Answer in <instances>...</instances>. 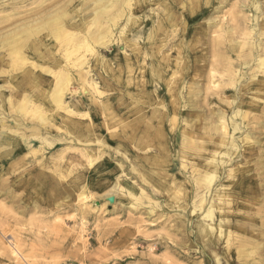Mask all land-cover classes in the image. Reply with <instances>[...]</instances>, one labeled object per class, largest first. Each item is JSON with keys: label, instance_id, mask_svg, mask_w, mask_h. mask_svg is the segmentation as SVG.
Returning <instances> with one entry per match:
<instances>
[{"label": "rangeland", "instance_id": "1", "mask_svg": "<svg viewBox=\"0 0 264 264\" xmlns=\"http://www.w3.org/2000/svg\"><path fill=\"white\" fill-rule=\"evenodd\" d=\"M248 1L222 0L220 12L213 14L214 17L217 15L216 21L221 20V17L229 18L228 16L231 14L229 21L234 19V22L230 21L229 23L235 31L237 40L239 38V46L242 45L244 34L248 31V26L251 23V21L244 20L242 18L244 15L240 13L243 3L247 4ZM40 2L42 3V0H29L27 7L29 6V9L34 8ZM218 2V0H176L171 5L169 3L168 6L170 7L166 10L163 4L151 6L150 2L147 1L144 14L141 16L142 21H140L141 27L145 31L143 35L144 48L141 50L142 58L139 57L137 60L136 52L131 51L134 69L130 73L128 70H124L122 79L116 75L117 73L106 74L109 85L104 87V96L100 98L101 101L105 102V109L102 113H97L94 109H90L89 112L92 117L93 113H96L93 118H96V124L102 128L105 120L106 128L102 129L101 134L108 138L110 147L121 144L124 150L134 156L136 167L159 168L161 173H165L163 172L164 165L168 164L173 168L171 174H177L179 169H185L181 163L184 160L181 157H185V154L188 157H193L194 159H192L196 162L202 160L200 157L204 154V149L188 150L182 145L183 134H181V130L186 123H189V121L183 120L187 117L182 113L184 112V103L181 98L183 86L190 88L188 96L192 107L188 110L192 115L198 114L199 119L192 126L194 143L204 145V137H207L209 142L217 141V138L220 137V132L217 131V124L215 123V115L217 110L222 108L216 104V100L213 102V106L208 104L207 94L211 91L206 89V85H208L207 72L204 68L206 17L211 14L213 6ZM258 2H260V6L264 5V0H258ZM6 11L8 9L1 12L0 15H5ZM229 11H231L230 14ZM166 12L170 13L172 17L171 27H167L164 21L158 23V20ZM257 15H259V19L263 17L261 11H258ZM104 21L101 29L94 27V25L91 26L92 28L90 27V30L96 35L92 37L93 42L91 40L89 43L93 48L99 47V42L104 43L105 47H100L107 52L101 54L110 59L116 53L113 48L115 40H113L112 34L104 31V27L111 28L107 25L108 21ZM222 23L224 25V22ZM128 27L131 29L134 26L128 23ZM115 28L117 27H112L114 30ZM243 28L247 30L242 34ZM86 29L88 30V28ZM258 29L259 27L256 26L255 30L252 31L253 37L256 43L260 41L264 44V36L261 37L262 39L258 37ZM70 31L76 33L78 30L71 29ZM77 33L78 36L82 34L79 31ZM150 35L154 37L153 41L147 40ZM78 39H74L73 43L71 39L67 40L68 43L62 40L60 47L66 51L60 48L61 51L57 46L60 51L59 54L69 65H66L68 68H72L71 66L78 61L79 56L89 57V52L80 48V39ZM30 41L31 39L28 42ZM72 46L78 47L73 49ZM21 52L23 54V50L17 51L22 57ZM251 52L254 56H262L264 49L253 47ZM154 54H157L158 58L169 56L172 60L171 67L176 70L175 76L179 77L182 74V81L186 83H183L179 88L176 97H172L168 93V87L160 82L157 75L148 71L151 64L146 65L145 61H151ZM254 56H252L251 64ZM17 59H13L14 65L11 64L9 68L3 65L5 70L4 72L1 71L0 74V77L6 76L5 78L11 79L10 82L14 84L15 77L13 76L25 74L32 70L26 61ZM23 62L25 65L22 64ZM248 67L250 66L244 69L248 70ZM56 70L58 71V68ZM250 71L251 69L248 72ZM141 73H144V80H151L146 94L140 93ZM24 79L21 80V84L26 85L25 82H31L32 77ZM244 79L238 80L240 86L247 83ZM1 81L3 82V80ZM224 85L220 89L225 90L226 86ZM74 88L73 90H76L78 94L76 93L71 98L69 91H67V101L70 99L75 101L85 95L88 97L96 96L88 87L77 89L74 86ZM260 92H258L257 103L243 107L242 113L244 115L236 116L235 122L239 120L240 126L244 127L243 129L240 128L234 136L236 141H239V148L236 152L237 157L241 160L239 165H245L249 162L254 169L255 173L252 171L251 175V179L253 178L252 186L257 190L256 195L260 199L257 208L259 205L262 206L263 212L264 86ZM176 98H178L179 105L176 106L177 110L174 112L171 103L174 104ZM17 99L14 100L13 98L12 101V103H16L15 107L23 104ZM237 106L235 104L230 105L231 108L235 109ZM231 110L223 108V111L228 114L231 113ZM163 111L164 113H162ZM210 111L215 112L214 121L211 120V123L215 124V128L209 132V129L207 130V118ZM10 112H7V120L16 118L15 115L19 114V112ZM77 112L80 115L85 113L79 110ZM26 113L29 114V112ZM61 113L63 112L61 111ZM163 115L165 132L146 137L144 131L147 128V122L156 123ZM78 118L84 117L78 116L76 119ZM236 123L238 124V122ZM39 127L41 128V126ZM244 128H246L245 130L249 129L252 135L246 138V132H243ZM1 129L3 130V128ZM22 132L21 129H15L10 136L4 138L5 145L0 150H3L5 146L15 148V150L18 145L22 146L20 143L21 136L24 135ZM29 133L31 132L28 131L27 135ZM66 135L62 129L54 132L49 139L59 137L63 140H58L57 146L47 142L40 144L41 148H38L37 145L35 149L39 151L36 153L35 149L27 151L23 145L21 152V156L24 155L23 160L15 165H9L10 168L7 171L5 168L9 161H0V202L2 204L0 206H3L1 207L3 208L2 211H0V220L7 225L5 240L3 241L16 239V246L24 256V259H21L20 254H13L12 259L8 260L4 257V259H0V264H204V243L197 238L193 229V222L201 218L202 209L193 214H189L187 211L188 208L192 207V202L198 198L197 194H193L198 190V187L194 186L196 185L193 183L194 180L187 178L189 181L187 179L185 181L190 182L191 187L187 185L186 188L176 189L172 186L173 189L169 193L167 191L169 185L163 181L164 177L160 174L159 180L155 183H159V188L156 189L159 193H156L155 189L153 191L150 185L142 181L141 177L138 176L139 174L132 171L127 156H121L115 153L112 148L101 146L99 143H89L85 141L86 138H82L81 142H74L69 135ZM114 140L117 142L114 143ZM244 144H246L245 147L247 144L251 146L245 148ZM100 152L101 154L98 155ZM136 152L140 154L139 158L136 156ZM144 155H147L149 159H146ZM117 165L123 166V172L140 189L144 190L148 197L140 199L141 201L132 200L122 196L120 192L114 189L113 185L118 175L115 168ZM42 166H45L44 172L53 179L52 181L48 180L46 186L38 179L37 170ZM224 166L227 168L230 165L228 163ZM165 178L168 179V177ZM74 179L80 185L86 184L85 190L90 195L87 199H83L86 194L83 196L81 189L71 192V183ZM57 180L62 188L58 194L53 195L54 191L51 185L55 186ZM184 197H186L184 203H187L185 209L175 208V205H179L180 200ZM177 213L181 215L179 216Z\"/></svg>", "mask_w": 264, "mask_h": 264}, {"label": "bare ground", "instance_id": "2", "mask_svg": "<svg viewBox=\"0 0 264 264\" xmlns=\"http://www.w3.org/2000/svg\"><path fill=\"white\" fill-rule=\"evenodd\" d=\"M147 1L150 2L151 6L163 4L168 10L170 7L168 4L171 5L176 0H42V3L40 2L36 7L30 9L29 6L27 7L29 0H0V13L8 9L7 13H4L5 15H0V54H2L0 56V74L5 70L3 65L9 68L11 64L14 65V62L12 63L13 59L17 58V60L26 61V64L32 67V70L25 74L13 76L16 85L10 82L11 79L5 78L6 76H3L4 78L0 77V128H3V130H0V148L5 145L4 138L10 136L15 129L23 130L24 135L21 136L20 143L22 146L24 145L23 148L27 151L35 149L37 145L38 148H41L40 144L45 142L57 146L58 140L62 141L63 139L59 137L49 139V137L54 132L62 129L74 142H81L82 138H86L85 141L89 143H99L101 146L112 148L115 153L121 156H127L132 171L139 174L138 176L141 177L142 181L150 185L153 191L155 189L156 193H159L156 190L159 188V183H155L159 180L160 174L164 177L163 181H166L169 185L167 190L169 193L173 188H186L187 185L191 187L190 182L185 181L190 178L194 180L193 183L196 184L194 186L198 187L197 192H193V194H197L198 198L192 202V207L188 208L187 211L189 214H193L202 209L201 218L193 222V229L197 238L204 243V264H264V211L262 212V206L260 205L257 208L260 199L256 195L257 190L252 186L253 178L251 179L254 169L249 162L245 165H239L241 160L236 155L239 141H236L234 136L240 128L243 129L244 127L240 126L239 120L236 121L238 124L235 122L236 116H242L243 107L257 103L258 92L262 91L264 86V53L262 56H254L251 52L253 47L264 49V44L260 41L256 43L252 33L258 26V37L264 36V5L260 6L258 0H249L247 4L243 3L241 6L240 13L244 15L242 18L247 22L251 21L248 31L244 34L241 46H239V38L237 40L235 31L229 23L234 20L230 19L229 21L231 11H229V18L226 17V19L221 17V20L216 21L217 15L213 16V14L220 12L222 0H218L219 2L213 6L211 14L207 15L204 27L207 30L204 34V68L207 72L208 85H206V89L211 91L207 94V100L210 106H213V102L216 100V104L222 108L217 110L215 115V123L217 124V131L220 132V137L213 142L207 141V137H204V145L194 143L192 126L199 119L198 114L192 115L188 110L192 107L188 96L190 88L183 86L181 88V98L184 103V112L182 113L187 116V119L183 118V120H187L189 123H186L181 130V134H183L182 145L188 150L204 149V154L200 157L202 160L199 162L194 161L193 157H188L185 154V157H181L184 159L181 163L185 169L178 168L177 174H171L173 168L168 164L164 165L166 170L163 169V172L165 173H161L159 168H146V166L141 165V167H136L134 156L124 150L121 144L110 147L108 138L101 134L102 129L106 128L105 120L102 128L96 124V118H93L96 113L94 112L92 117L89 112L90 109H94L97 113H102L105 109V102L101 101L100 98L104 96V87L109 85L106 74L117 73L116 75L122 79L124 70H128V73H130L134 69L132 52H136L135 57L137 60H139V57L142 58L141 50L144 48L143 35L145 31L141 27L142 23L140 21H142L141 16L144 14ZM11 11L14 12L10 13ZM258 11L263 14V19H259ZM222 13L224 12L222 11ZM161 17L163 19L160 18L158 23L164 21L167 27H171L172 17L170 13L166 12ZM104 20H107V25L111 26L109 29L104 27V31L112 34L113 40H115L113 48L116 53L110 59L102 55L107 52L101 48L104 43L99 42L101 47L96 48H93L89 43L92 37L96 35L95 32L90 30V27L94 25V27L101 29ZM222 22H224V25ZM128 23L134 27L129 29ZM115 26L117 28L112 29ZM244 28L242 34L247 30H244ZM71 29L78 30L79 33H82L81 36H78V31L73 33V31H70ZM77 38L80 39H78L80 48L89 52V57L79 56L78 61L71 66L72 68H68L69 65L59 54L60 42L62 40L67 42L68 39H71L72 42ZM148 38L147 40L151 39L153 41L154 37L150 35ZM29 39H31L30 42H28ZM57 46H59V49ZM77 47L74 46L73 49ZM21 50L24 54L21 52L22 57L19 55L20 52L17 53ZM121 50L122 52H120ZM252 56H254V60L251 64ZM145 62L146 65L151 64L148 71H152L157 75L160 82L168 87V93L172 97H176L179 88L186 82L182 81V74L179 77L175 76L176 70L171 67V58L169 56L158 58L157 54H154L151 61L147 62L146 60ZM22 64L20 63V66ZM141 66L144 68L143 65ZM247 66L250 67L245 70L244 68ZM250 69L251 71L248 72ZM141 76L140 93L146 94L151 80H144V73H141ZM30 77H32L31 82H25L26 85L21 84V80ZM239 79H244L247 83L240 86ZM237 84H239L238 87ZM223 85L226 86L225 90L220 89ZM74 86L77 89L88 87L96 96L88 97L85 95L75 101L73 99L67 101V91H69L71 98L77 93L76 90H73ZM13 98L14 100L18 98L17 101L20 100L23 104L21 103L20 106L15 107L16 103H12ZM177 99H175L174 104L171 103L174 112L177 110L176 106L179 105ZM233 104L238 105L236 109L230 107ZM223 108L226 110L232 109L231 113L224 112ZM76 109L85 113L80 115ZM9 110L19 112V114H16L18 116L15 115L16 118L7 120V112L11 113ZM26 112H29L30 115ZM214 113V111H210L208 118L205 116L208 119V124H206L209 132L215 128V124L211 123V120L214 121ZM78 116L84 118L76 119ZM164 121V115L156 123L152 121L149 123L148 121L147 128L144 131L145 136L151 137L157 133L165 132ZM35 122L45 126L39 123L38 125ZM245 129L243 132H246L247 138L252 134L249 129ZM28 131L31 133L27 135ZM253 139L255 141V138ZM116 142L114 140V143ZM22 146L18 145L16 150L5 146L7 148L4 147L5 149L0 150V161H9L5 171L10 168L9 165H15L23 160L24 155L21 156ZM247 146L251 145L247 144ZM38 151L35 149V153ZM100 154L101 152L98 155ZM136 156L139 158L140 154L136 152ZM144 157L149 159L147 155H144ZM228 163L230 166L226 168L224 165ZM44 167H40L37 174L38 179L46 186L48 180L52 181L53 179L44 172ZM115 168L118 175L113 185L114 189L120 192L122 196L132 200L141 201L140 199L148 197L147 193L123 172L122 165H117ZM165 177H168V179ZM187 181L189 180L187 179ZM59 185L58 180L55 186L51 185L54 191L53 195L61 191L62 187ZM172 186L173 188H171ZM85 188V183L80 185L76 179L72 180L71 192L81 189L83 196L86 194L83 199L90 196ZM185 198L181 199L179 205H175V208L185 209L187 204L184 203ZM0 205H2L1 202ZM1 207L3 206H0V211L3 209ZM88 209L90 210V208ZM180 213L177 214L180 216ZM4 223L0 220V259H4V257L7 260L12 259L13 254H20V258L24 259L16 246V239L3 241L7 232V225Z\"/></svg>", "mask_w": 264, "mask_h": 264}]
</instances>
